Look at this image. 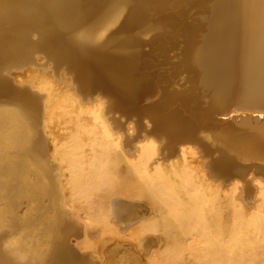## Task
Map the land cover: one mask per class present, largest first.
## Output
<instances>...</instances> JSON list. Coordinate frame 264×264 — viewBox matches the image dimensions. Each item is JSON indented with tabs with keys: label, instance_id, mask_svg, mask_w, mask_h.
I'll list each match as a JSON object with an SVG mask.
<instances>
[{
	"label": "bare ground",
	"instance_id": "1",
	"mask_svg": "<svg viewBox=\"0 0 264 264\" xmlns=\"http://www.w3.org/2000/svg\"><path fill=\"white\" fill-rule=\"evenodd\" d=\"M77 1L0 0V70L26 63L34 50L49 52L69 64L85 92L112 99L109 106L98 95L85 99L67 79L58 83L36 67L24 80L19 75L17 90L0 75V101L18 107H0V230L15 234L0 246V264H81L65 240L79 227V211L85 232L95 223L101 235L124 237L144 252L159 245L147 264H264V116L233 112H264V0H214L190 61L182 52L180 64L162 74L175 76L190 62L201 69L210 89L202 108L180 84L168 89L169 80L161 97L147 61L157 51L166 62L162 45L171 34L156 35L145 52L128 31L146 11L133 5L114 28L121 16L114 6L101 33L69 36ZM165 20L179 25L176 17ZM35 30L40 37L31 42ZM172 101L191 117L166 108ZM113 109L144 122L123 127ZM30 150L45 152L50 166ZM129 217L138 222L115 225ZM92 243L85 235L78 246L95 252Z\"/></svg>",
	"mask_w": 264,
	"mask_h": 264
},
{
	"label": "rangeland",
	"instance_id": "2",
	"mask_svg": "<svg viewBox=\"0 0 264 264\" xmlns=\"http://www.w3.org/2000/svg\"><path fill=\"white\" fill-rule=\"evenodd\" d=\"M160 3H162L164 7L160 9L159 11L147 9V5H155V4H160ZM213 3H214V0H78L76 2V8L73 14V18L75 21H77V23L75 24L74 27H72L69 30V32H66V33H68L67 35L69 36L70 35H81V34H87V33L90 34V33H97V32L101 33L103 31L101 28V25L104 23V21H106L107 14H109L110 8L114 6L117 7L119 11L118 14L121 13L118 23L114 27L116 28L121 23V20L123 16H125L127 10L131 9L133 5L136 4L138 7H141V9L146 11V15H145V18L141 22H139L137 25H135L133 28H131L128 31H130L129 32L130 34L135 35L140 41V43H142V46L139 47L142 51L148 52L149 41L153 39L156 35L171 34V37H172L170 43L168 44L164 43L162 45V47L165 48L164 55L166 58V62L161 61L162 58L161 56L157 54L158 53L157 51L153 52L154 56L149 57L147 61L148 71L153 76V80L157 81V84H158L157 86H159L160 91L162 93L160 94L161 97L163 98L164 93L167 92L166 91L167 88H165V86H166L167 81L169 80V82L171 81V87L169 86L168 89L172 87L179 88L180 87L179 84H180L181 85L180 88L186 89V93L191 96V99L194 101L197 107L202 108L204 106L203 102L207 101L209 98L210 89L208 85L205 83L204 74L201 69L196 68L190 62L188 68L183 69L180 67L179 72L175 76L173 75L174 77L169 75L168 77H163L162 80H161V77L163 76L162 74H165V73H166L165 75H168L170 71V66L180 64L179 61H181L180 57H181L182 52L185 55L187 61H190V58L194 54L196 48L201 45L204 35H206L208 32L209 24L211 22V17H212L211 11L213 7ZM171 16L176 17V19H178L179 25L175 24L176 26L169 27V25L165 22L166 21L165 18L171 17ZM183 25H186L187 27H189L188 29L189 31H187L188 33H182L179 30L181 29V26ZM170 31L172 32L170 33ZM108 33L106 34V36L108 35ZM116 36L118 38L120 34L119 35L116 34ZM39 37H40V34L36 32V30L35 32L31 31L28 35V39L31 42L32 41L37 42ZM48 53L41 51V50H34L33 52L29 54V57L26 63L21 64V65L20 64L19 65L18 64L5 65L0 70V75L2 74L1 76L2 78H4V80L8 77L5 81L8 83V85L11 88L14 87L13 90H15V88L17 90V87L18 86L20 87L19 83L17 82L19 79V75L22 77L21 79L24 80L23 77L26 78L25 74L28 71L27 68L36 67L37 69H39L38 71L40 72H44V71H47L46 73L53 72L52 75L54 76V78L57 80L58 83H60L59 79L60 80L67 79L68 81H70L73 88L75 87L78 94H80L81 96L83 95L82 97H84L85 99L88 98L91 100L95 97V95H98L99 97L105 100V105L109 106L111 104L112 102V99H110L111 97H108L107 94H105L99 89L90 90L88 92L87 91L85 92V90H83V88L81 87L80 82L77 81L78 79L77 80L75 79L77 76L74 73V71L70 69L69 64L63 60L53 59L54 57L53 56L51 57V54H48ZM40 68L42 70H40ZM22 74L24 76H22ZM25 87L27 86L21 87L20 89H23L27 94L31 92L30 93L31 95L33 96L37 95L35 91L30 90L28 87L25 90ZM158 98H159V95L153 96L151 98H146L144 99V103L155 101ZM0 103H1L0 107H4V105L6 106L13 105V107L15 108L17 107L16 104L4 103L1 101ZM166 108L177 109L180 117H183V118L191 117L190 113L185 108L180 107L178 101H172L170 104L166 105ZM39 109H40V106L37 108V113L34 116L36 117V120H37L36 125H35L37 126V128L35 127L36 128L35 136L38 135L37 133L39 131V136L37 137H40V135H42V127L40 125L41 124V116H40L41 113ZM109 113L112 115L113 114L116 115L115 117L119 120L120 118L123 117V119L120 120L123 127H125V124L127 123V121L131 120V122L136 124V121L138 118L142 122H144V118H145L142 115L138 116V114L128 113V111L123 112V111H120L119 109L110 110ZM26 114H28V112H26ZM28 116H33V115L32 113H29ZM38 152L40 153L41 151L38 150ZM38 152L35 150L34 151L30 150V154L34 159H36L35 157H38V159L40 158L39 160L41 162H43L44 160L43 162L44 165L50 166L51 162H48L50 160H48L47 154H44L45 152L41 153L43 155L42 156L40 154H37ZM35 154L38 156H36ZM45 160L48 163H46ZM261 165L264 167L263 163ZM23 212H24V209H22V211L19 212L18 214L21 215V213L23 214ZM76 214L78 215L79 220L75 221V223H76V226H78L79 224V227H77L75 230L71 232H68L67 233L68 235L67 234L65 235V240L71 252L73 251L72 253L73 254L75 253L74 255H75L76 260H80L79 262L81 264H100V263L101 264H147L146 259L149 257V254L150 255L158 254L160 253V250L162 249L159 247V245L146 246L145 248L147 250H145L144 252L140 250L139 248H137L131 241H127L126 238L124 237L115 238V240H114V237H110L108 235H105L106 236L105 237L104 235H101L102 231L100 230V228H98L99 227L98 225H95V223H93L91 225V228H89L88 231L85 232V230L82 227V223L86 221V215H83V212L81 213V211L77 212ZM64 219L67 222H71V220H73L71 219L70 216H67V215L64 216ZM124 220H125V223H124ZM134 221L136 220H132V217H129L127 219L122 218L115 225L118 227L123 226L124 228H126V225L128 223H130L131 225L133 223L138 222V220L136 222ZM120 222L123 225H121ZM117 224H120V225H117ZM122 229L119 228L118 229L120 230L119 232L122 233V235H126L125 233L126 231L124 230H127V229H123V232L125 234L122 232ZM8 231H9V228H3L2 230H0V246H4L5 243L8 242V240L12 239L15 236V234H10V235H5L3 237L2 234ZM95 234H96V237H95ZM85 235H86L87 240H89L90 242L92 241L95 242L94 245L92 243V245L95 248L94 250L95 252H90V250H87V251L80 250V246L78 245L81 243ZM108 237H110V239L112 238L113 240L112 239L109 240ZM113 241L115 243H113Z\"/></svg>",
	"mask_w": 264,
	"mask_h": 264
},
{
	"label": "water",
	"instance_id": "3",
	"mask_svg": "<svg viewBox=\"0 0 264 264\" xmlns=\"http://www.w3.org/2000/svg\"><path fill=\"white\" fill-rule=\"evenodd\" d=\"M235 109H238L239 107H234ZM260 110H263L264 111V107L262 108V109H260ZM233 112H238V113H240V114H242V115H253L254 117H256V116H264V112H257V111H255V109H249V110H247V109H244V110H241V111H238V110H233Z\"/></svg>",
	"mask_w": 264,
	"mask_h": 264
}]
</instances>
